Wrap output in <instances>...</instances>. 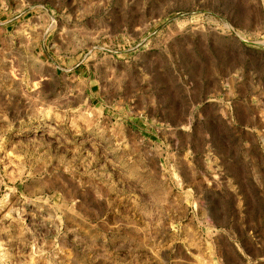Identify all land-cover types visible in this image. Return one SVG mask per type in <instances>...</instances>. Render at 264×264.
Listing matches in <instances>:
<instances>
[{
    "label": "rangeland",
    "instance_id": "1",
    "mask_svg": "<svg viewBox=\"0 0 264 264\" xmlns=\"http://www.w3.org/2000/svg\"><path fill=\"white\" fill-rule=\"evenodd\" d=\"M0 264H264V0H0Z\"/></svg>",
    "mask_w": 264,
    "mask_h": 264
}]
</instances>
